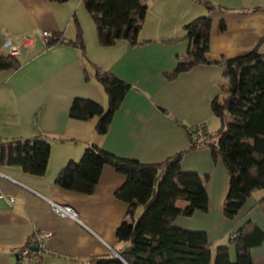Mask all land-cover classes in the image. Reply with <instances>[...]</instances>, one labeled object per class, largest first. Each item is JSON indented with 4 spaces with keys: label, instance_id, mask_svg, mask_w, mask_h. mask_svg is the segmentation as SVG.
Segmentation results:
<instances>
[{
    "label": "crops",
    "instance_id": "obj_1",
    "mask_svg": "<svg viewBox=\"0 0 264 264\" xmlns=\"http://www.w3.org/2000/svg\"><path fill=\"white\" fill-rule=\"evenodd\" d=\"M146 12L138 39L129 45L116 40L100 46L92 19L81 0H0V53L6 38L34 36L30 49L16 53L20 65L0 70V139L48 137L49 154L42 175H31L18 165L0 162V264H85V259L119 252L124 242L114 230L124 217L125 202L113 191L123 174L109 165L101 168L90 193L68 190L53 184L56 172L68 161L77 160L88 145L121 158L142 162L162 161L186 150L179 162L183 172L206 176L205 211L177 215L171 224L205 233L211 251L226 242L245 220L263 232L261 242L250 248L251 264H264V217L257 199L250 194L232 219L221 214L227 173L221 161L213 160L209 149L191 145L190 131L204 123L205 130L216 125L209 102L224 97L222 66L205 63L166 78L176 64V56L187 49L182 25L197 15L211 19L207 55L210 60L231 57L251 50L264 37V9L253 10L264 1L205 0L226 10L207 11L194 0H142ZM74 17L81 31L86 57L129 85L114 111L106 133L92 131L94 120L70 118L68 109L74 97L90 99L105 106V97L93 81H85L77 49L56 44L45 47L41 31L60 32L72 39ZM224 29L218 31V22ZM258 49L264 50V39ZM264 189V188H263ZM72 207L80 223L51 211L47 200ZM184 201L178 200L182 207ZM33 233L47 234L40 240L36 258L16 261L20 246ZM233 256L232 248L229 249Z\"/></svg>",
    "mask_w": 264,
    "mask_h": 264
},
{
    "label": "trees",
    "instance_id": "obj_2",
    "mask_svg": "<svg viewBox=\"0 0 264 264\" xmlns=\"http://www.w3.org/2000/svg\"><path fill=\"white\" fill-rule=\"evenodd\" d=\"M64 2L66 0H47ZM207 11L226 8L205 0H194ZM264 1V0H262ZM93 21L100 46L125 40L129 45L142 43L139 30L146 12L142 0H81ZM264 9V4L253 10ZM72 39L60 32L49 33L45 47L56 44L70 46L78 51L85 81L96 83L105 97V106L82 97H74L68 109L70 118L90 121L96 134L107 132L111 117L121 103L129 85L109 71L91 62L84 53L81 31L74 17ZM219 21L217 29H224ZM211 19L197 15L185 22L182 35L167 40L183 39L187 49L176 56V64L165 77L191 67L217 63L225 80L224 97H213L210 102L212 115L218 122L213 132L206 131L197 145L209 149L213 160L219 159L227 173L226 191L221 202V214L232 219L245 199L264 188V50L258 49L264 37L251 50L210 60L207 55ZM20 65L16 54L0 53V70L15 69ZM186 150L175 152L162 161L142 162L133 158H121L96 145L86 146L77 160H68L54 175L53 184L82 193L92 192L104 165L123 174L121 184L113 196L125 202L122 221L114 230L117 241L124 242L119 251L120 260L113 253L92 256L85 264H251L250 248L263 239V232L251 220H245L226 242L211 251L205 233L187 230L171 224L177 215L189 216L193 211H205L207 196L204 189L206 176L183 172L180 159ZM49 154L48 137L34 136L24 139H0V162L18 165L31 175L44 173ZM184 201L182 207L177 201ZM257 207L264 217V194L257 199ZM139 211L136 216V212ZM36 247L29 236L22 247ZM232 248L233 256L229 249ZM39 249H41L39 247Z\"/></svg>",
    "mask_w": 264,
    "mask_h": 264
},
{
    "label": "built area",
    "instance_id": "obj_3",
    "mask_svg": "<svg viewBox=\"0 0 264 264\" xmlns=\"http://www.w3.org/2000/svg\"><path fill=\"white\" fill-rule=\"evenodd\" d=\"M40 37L45 42L49 38V33L47 31H41ZM34 36L31 35H20L18 38H6L3 43V53L6 54H16L20 48L30 49L33 44ZM205 125L204 123H199L194 126L190 131V141L192 145H197L203 138H205ZM51 211L62 218H68L76 223H80L76 211L66 204L56 203L54 201L46 199ZM43 235L41 233H33L31 235V241L36 244V250H33L32 247H22L18 250L16 255L17 263H20L22 260L29 258H36L39 254L38 248L40 247V240Z\"/></svg>",
    "mask_w": 264,
    "mask_h": 264
},
{
    "label": "rangeland",
    "instance_id": "obj_4",
    "mask_svg": "<svg viewBox=\"0 0 264 264\" xmlns=\"http://www.w3.org/2000/svg\"><path fill=\"white\" fill-rule=\"evenodd\" d=\"M257 3H260V1L255 0L254 3L252 2V5H255ZM213 119L215 120L217 126H215L214 128L208 129V132H212V131L214 132L218 128V122H217L216 118L213 117ZM260 191H263L264 192V189H261ZM138 213H139V211H137L135 215L137 216Z\"/></svg>",
    "mask_w": 264,
    "mask_h": 264
},
{
    "label": "water",
    "instance_id": "obj_5",
    "mask_svg": "<svg viewBox=\"0 0 264 264\" xmlns=\"http://www.w3.org/2000/svg\"><path fill=\"white\" fill-rule=\"evenodd\" d=\"M32 249H33V250H36L37 248L33 246ZM113 254H114L117 258H119L120 260H122V258H121V256H120L119 252L113 251ZM122 261H123V260H122ZM123 262H124V261H123Z\"/></svg>",
    "mask_w": 264,
    "mask_h": 264
}]
</instances>
